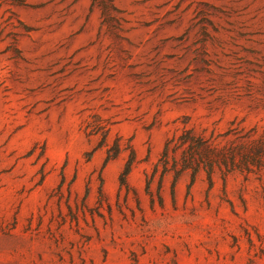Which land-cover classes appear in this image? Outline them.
<instances>
[{
    "label": "rangeland",
    "instance_id": "obj_1",
    "mask_svg": "<svg viewBox=\"0 0 264 264\" xmlns=\"http://www.w3.org/2000/svg\"><path fill=\"white\" fill-rule=\"evenodd\" d=\"M111 2L0 0V264H264V160L152 174L264 140V0Z\"/></svg>",
    "mask_w": 264,
    "mask_h": 264
},
{
    "label": "trees",
    "instance_id": "obj_2",
    "mask_svg": "<svg viewBox=\"0 0 264 264\" xmlns=\"http://www.w3.org/2000/svg\"><path fill=\"white\" fill-rule=\"evenodd\" d=\"M93 5L104 8L106 3L112 6L111 0H91ZM179 151V156L176 152ZM119 153V147L115 143L106 150L105 162L114 160ZM264 160V140H247L239 144L235 149H225L220 146L213 136L206 137L196 133L193 129L183 128L180 133L164 143L158 161L153 166V173L160 172L163 176L172 173L176 181L184 172H189L191 184L196 175L203 171L209 187L212 186V174L218 169L225 175L226 172L239 171L252 172L253 167H260ZM135 162V154L130 149V156L124 164L120 174V187H127L126 178ZM146 192L149 193L148 185Z\"/></svg>",
    "mask_w": 264,
    "mask_h": 264
}]
</instances>
